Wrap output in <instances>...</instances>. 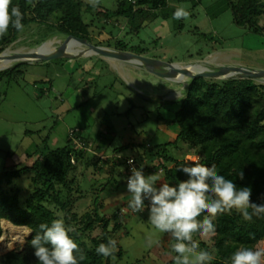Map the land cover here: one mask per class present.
Returning a JSON list of instances; mask_svg holds the SVG:
<instances>
[{
	"label": "rangeland",
	"instance_id": "rangeland-1",
	"mask_svg": "<svg viewBox=\"0 0 264 264\" xmlns=\"http://www.w3.org/2000/svg\"><path fill=\"white\" fill-rule=\"evenodd\" d=\"M84 1V19L90 27L91 42L96 45L100 42L116 47L117 40H124L130 46H141L150 57L171 63L195 62L202 68L239 64L264 69V27L263 31H256L239 25L232 10L227 9L220 14L213 9L217 16L211 17L207 11L211 0L198 8H194L192 1L171 3L190 13L184 19L181 34L177 33L173 18L159 17L148 21L139 35L131 34L125 21L113 27V22L106 19L105 12L115 10L117 0H99L96 7L89 0ZM95 13L97 16H93ZM260 25H264V17ZM37 31L33 27L26 29L18 40L3 41L0 47H6L4 52L29 50L39 38ZM67 40L66 35H58L53 46L60 49ZM51 64H33L19 83L0 85V173L6 168L31 164L28 154L37 146L53 150L65 146L69 137L77 149L91 146L92 150H84L86 158L80 164V186L73 193L78 198L75 211L82 215L97 208L104 216L118 218L122 225L111 233L118 249L111 264H175L173 240L152 227L147 210L123 215L121 212L131 200L126 190L127 159L138 157L136 163H142L144 156L147 166L143 170L149 175L176 161L200 158L197 148L179 138V126L172 123L189 95L192 80L166 79L109 58L87 57L83 61L68 58L55 64L58 72ZM10 67L13 65L0 64L2 70ZM43 87L47 90L42 92ZM77 129H83L85 140ZM162 144L166 145L167 153ZM99 146H107V152L98 149ZM109 156H117L119 160L113 157L111 165L105 162ZM167 156L172 158L167 160ZM93 157L99 159L97 165L91 163ZM31 175L24 172L7 186L9 191L19 189L22 204L33 189ZM163 175L158 183H169ZM54 209L64 215L61 208ZM2 227L1 238L16 243L0 255L25 246L30 237L28 226H21L26 232L20 240L12 230V227L19 230V225L4 219ZM149 239L153 241L150 246ZM256 248L264 249V240ZM234 251L228 257L230 262Z\"/></svg>",
	"mask_w": 264,
	"mask_h": 264
},
{
	"label": "trees",
	"instance_id": "trees-1",
	"mask_svg": "<svg viewBox=\"0 0 264 264\" xmlns=\"http://www.w3.org/2000/svg\"><path fill=\"white\" fill-rule=\"evenodd\" d=\"M192 1L194 8L205 5L206 0H117L115 10L105 12L107 20L116 23L125 21L129 32L139 35L148 21L159 17L173 18L177 8L171 3ZM207 6L208 14L215 18L213 9L232 10L234 20L242 26L256 31H263L260 21L264 17V0H211ZM84 0H12L13 7H19L23 14V31L9 28L8 33L0 37V44L6 40H18L31 27L38 28L35 44L46 40L56 31L72 34L91 41L90 27L84 19ZM223 9H222V8ZM97 16V14H93ZM176 31L181 34L185 20H175ZM97 45H103L98 42ZM1 46V45H0ZM116 47L144 53L139 45L130 46L127 41L117 40ZM6 47H0V53ZM33 64L16 65L0 71L1 83L20 82ZM44 66V65H43ZM50 69V65H47ZM48 69V70H49ZM37 85H39L37 83ZM1 87V86H0ZM47 90L42 88V92ZM179 126V138L190 142L200 155L197 160L183 159L172 166H163L165 180L173 185L187 177L178 169L185 166L203 164L215 166L218 174L231 179L238 187L252 188V201L264 203V81L254 78H237L220 80L200 78L189 86V95L172 121ZM78 131V132H77ZM77 133L83 138V129ZM83 131V132H82ZM164 153L167 148L162 144ZM104 148L99 146L98 149ZM107 152V146L103 149ZM167 153V152H166ZM166 155V154H165ZM31 164L18 168H6L0 173V237L4 233L2 220H10L19 226L30 227L34 235L41 223L50 224L59 218L54 208L62 209L63 219L67 226L74 227L72 238L78 243L86 259L80 264H111L112 257H102L95 249L101 243L112 238L111 233L121 227L118 218L104 216L99 209L87 211L80 215L75 211L78 198L73 193L80 186V164L86 158L83 149H77L71 137L63 147L53 150L36 148L28 154ZM143 158V159H142ZM138 163L140 168L147 166L144 156ZM172 157H166L170 160ZM109 157L105 162L111 163ZM98 158L90 159L98 164ZM136 161L139 162L138 157ZM31 172L33 189L25 202H21L20 191H9L8 185L24 172ZM244 172V179L238 178ZM62 200L68 203L63 205ZM203 220V216L200 217ZM114 221V223H113ZM216 235L209 241L201 240L194 235L199 249L208 251L213 260L211 264H231L229 255L241 245L256 248L264 240V217H253L245 221L235 210L213 220ZM31 236L25 246L0 255V264H37L34 249L30 246ZM175 243V241L173 240ZM122 252V251H121ZM120 252V253H121ZM175 253V252H174ZM172 262L175 263V257Z\"/></svg>",
	"mask_w": 264,
	"mask_h": 264
},
{
	"label": "clouds",
	"instance_id": "clouds-1",
	"mask_svg": "<svg viewBox=\"0 0 264 264\" xmlns=\"http://www.w3.org/2000/svg\"><path fill=\"white\" fill-rule=\"evenodd\" d=\"M92 7L99 0H89ZM190 13L183 7L177 8L173 19H188ZM23 14L19 7L12 6V0H0V37L9 28L23 31ZM122 155V154H121ZM130 175L126 178V190L131 195L129 208L133 212H148V222L159 233L168 234L175 243L172 250L177 254L175 264H211L213 256L199 249L194 235L214 237L216 226L213 220L233 210L240 213L245 221L253 217H264V203L252 201L250 186L238 187L231 179L217 173L215 166L195 164L185 166L181 171L187 178L176 185L158 183L164 170L145 175L143 168H137L132 158L128 159ZM244 179V172L238 175ZM264 200V197H261ZM41 223L39 231L31 236L30 246L34 249L37 264H80L86 259L78 243L70 235L76 229L67 226L63 216ZM203 216V220L200 217ZM153 243L149 239V246ZM117 241L109 238L101 243L96 253L112 257L117 252ZM231 264H264V249L241 245L230 257Z\"/></svg>",
	"mask_w": 264,
	"mask_h": 264
},
{
	"label": "water",
	"instance_id": "water-1",
	"mask_svg": "<svg viewBox=\"0 0 264 264\" xmlns=\"http://www.w3.org/2000/svg\"><path fill=\"white\" fill-rule=\"evenodd\" d=\"M59 34L66 35L67 37L74 38L77 41L81 42V45L77 47V50H82V51L91 50V53L90 52L86 53V58L87 57H98V58L99 57L100 58L112 57L119 61H124L131 65H134L135 67L141 68L143 70H146L150 73H153L155 75H158L166 79H176V78H180L181 76L186 77V78L193 77L191 79L192 83L200 78H215V79H220V80H231V79H237V78H254V79L264 81V69H260V68L248 67V66L239 65V64H231V65L223 64V65H217V66H210L207 69H200V70L198 69L197 71L183 73V71L177 70V68L174 66V63L163 61L155 57H150L144 53H137L134 51L125 50V49L118 48V47L107 46V45L106 46L96 45L87 38H81V37H78L72 34H67V33L60 32V31L54 32L46 40L34 45L29 50L15 51L14 52V54H16L15 56H8L7 55L8 52L0 53V63L5 62L6 64H11L13 66L21 65V64H51V63H52L51 65H53L60 61L67 60L68 58L66 57L60 58L53 62L32 61V60L26 59V57H30L33 54H37V52H40L41 49L47 43H49L50 41H54L56 36H58ZM144 59L149 62L155 63L158 67H153V66H149V65L142 63V60ZM160 68H163V70ZM221 71H235V72L237 71L238 74L227 75V76L215 75V72H221ZM192 73H194V75H192Z\"/></svg>",
	"mask_w": 264,
	"mask_h": 264
},
{
	"label": "bare ground",
	"instance_id": "bare-ground-1",
	"mask_svg": "<svg viewBox=\"0 0 264 264\" xmlns=\"http://www.w3.org/2000/svg\"><path fill=\"white\" fill-rule=\"evenodd\" d=\"M61 35V34H59ZM63 35V34H62ZM67 44L65 46H63L62 48L58 49L56 47L53 46V41H50L49 43H47L40 52H37V54H33L30 57H26V59L32 60V61H44V62H53L55 60H58L60 58L66 57L69 58L70 60L72 59H80V60H84L86 59V53H91V50H87V51H82V50H77V47L79 45H81V42L77 41L74 38L71 37H67ZM8 56H15L16 54H14V52H8L7 54ZM109 59L112 60H117L115 58L112 57H108ZM142 63L149 65V66H153V67H158L155 63L149 62L147 60H142ZM1 66H5L6 63L5 62H1L0 63ZM53 66L55 67V70L58 72L59 68L53 64ZM170 66V65H169ZM174 66L177 68L178 71H183V73L186 72H192V71H197L198 69H207L208 67H198L197 64L195 62L193 63H174ZM163 70V68H160ZM233 74H238V72L236 71H221V72H215V75L218 76H227V75H233ZM192 75H194V73H192ZM193 77L191 78H186V77H180V78H176L173 79L174 81L177 80H183L184 82L190 81ZM13 231H16L17 233V240H20L23 238L24 233L26 232V228L25 227H21L19 228V230H16L15 227H12ZM16 240V241H17ZM16 242H11V243H7L5 238H1L0 239V252L4 251L5 248H13V246L15 245Z\"/></svg>",
	"mask_w": 264,
	"mask_h": 264
},
{
	"label": "built area",
	"instance_id": "built-area-1",
	"mask_svg": "<svg viewBox=\"0 0 264 264\" xmlns=\"http://www.w3.org/2000/svg\"><path fill=\"white\" fill-rule=\"evenodd\" d=\"M76 141V143H78L80 140H75ZM82 142V141H81ZM84 145H85V143L84 142H82ZM79 144H81V143H79ZM81 146V145H80ZM82 148L84 147V146H81ZM81 149V148H80ZM84 150H92L91 149V146H86L85 145V149ZM100 155V154H99ZM103 157V156H102ZM109 157H111V156H109ZM114 158L116 157V158H118V160H119V157H117V156H113ZM104 158V157H103ZM108 159V158H107ZM132 159H134V158H132ZM134 161H135V165L134 166H136L137 168H139V166H138V163H136L137 161L134 159ZM127 163H128V159H127ZM129 165V164H128ZM130 165H129V167H128V175H130ZM163 169V168H162ZM164 170V169H163ZM145 173V172H144ZM129 213V212H133L130 208H129V206H126V209L125 210H123V212H121V215H123V214H125V213Z\"/></svg>",
	"mask_w": 264,
	"mask_h": 264
},
{
	"label": "crops",
	"instance_id": "crops-1",
	"mask_svg": "<svg viewBox=\"0 0 264 264\" xmlns=\"http://www.w3.org/2000/svg\"><path fill=\"white\" fill-rule=\"evenodd\" d=\"M146 172H148V171H146ZM149 173V172H148ZM164 176V175H163ZM164 179H165V177H164Z\"/></svg>",
	"mask_w": 264,
	"mask_h": 264
}]
</instances>
